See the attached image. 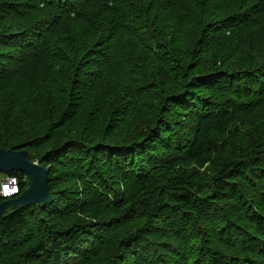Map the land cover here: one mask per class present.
<instances>
[{"label": "trees", "instance_id": "16d2710c", "mask_svg": "<svg viewBox=\"0 0 264 264\" xmlns=\"http://www.w3.org/2000/svg\"><path fill=\"white\" fill-rule=\"evenodd\" d=\"M214 1L224 7L223 12H217L218 8L213 7L210 14L204 16L208 3ZM160 20L163 21L161 27L158 25ZM0 21V94L14 89L24 90L23 93L30 97V103L39 105V109L51 110L46 115L49 123L55 122L59 116L58 101L55 103L50 97L40 105L32 96L33 88L44 79H57L63 84L60 88H66L70 85V72L73 71V80L83 77L86 83L84 90L89 92L101 88L109 79L119 77L131 83L132 101L137 103L150 88V84H143L148 81V72L158 65L174 70L172 66L180 60L179 52L185 55L188 51L182 47L175 48L173 42L178 38L170 40L169 35L159 29L177 34L184 26L188 28L189 36L199 35L194 43L197 56L206 53L215 42L229 39H243L241 43H248L254 55L252 57L242 50L240 53L249 56H242L246 65L231 66V69L215 60L206 69V77L172 91L168 97L183 95L173 99L180 113H190V119L183 124V133L176 134L175 127L169 128L161 122L155 129L157 131L153 130L144 142L157 138V150L178 151L180 156L185 157L179 156V161L184 160L198 167L215 164L209 154L222 151L223 145H219L213 136L217 133L232 134L230 124H242L239 122L240 111L254 119L260 110L255 109L262 104L264 106V0H0ZM256 32L259 35L256 36ZM140 33L143 34L141 39ZM129 37L133 54L129 53ZM4 49L8 51L2 52ZM144 69L147 73L143 76ZM129 74L135 78L132 80ZM87 96L85 93L83 98ZM252 124L256 128V137H251L248 149L236 154L235 161L218 168L217 176L212 180L214 195L203 197L199 186L196 187L189 179H179L177 174L161 189L152 171L142 172L125 167V183L134 186L138 183L136 188L139 191L145 192V184L150 181L156 183L150 191L153 193L148 191L143 194L144 197L148 193V202L129 198L131 204L126 203V207H130L125 210L121 209L125 205L116 201L117 196L111 198L105 192L90 193L89 186L91 189L93 186L88 184V176L83 175L91 201L104 210L115 211L113 219L100 221L97 225L84 224L85 236L80 227L67 232L61 230L52 238L39 240L41 230L33 225L38 208L40 213L47 214L51 219H60L68 211L62 208L66 197H61L52 188L59 184L55 179L58 172L53 163L68 166L66 154L81 146L75 140L56 144L54 151L48 155L56 154L58 158L51 161L47 156L48 159L44 157L40 160L41 165L49 170L52 201L45 206L17 207L3 216L0 220V264H7L3 257L6 251L21 247L31 239L36 240L9 264H31L41 258L47 264H69L67 257L70 264H88L93 256L101 254L106 239L114 230L124 227L128 216L133 219L140 210L163 219V233L172 231L174 243L167 248L165 244L153 243L141 232L128 231L119 242L113 264H264V125L259 121ZM162 130L168 134L165 142ZM7 144L5 133L0 128V148L26 149L34 161L32 149L37 145L32 141L10 148L6 147ZM110 150L114 149H105V152ZM136 150L129 144V151L125 152L134 155ZM35 153L39 155L37 150ZM122 159L120 162H129L127 158ZM144 161L142 157L134 159L135 164ZM158 162L156 167L159 168L175 167L165 159L160 158ZM169 168L163 170L169 171ZM130 172L134 175L130 176ZM0 176H4L2 181L8 176L18 177L20 195L28 187L27 181L22 180L26 177L22 172L0 173ZM236 179L247 183L236 184ZM155 189L157 191L154 192ZM248 191L254 193L252 202ZM225 194H229L228 199L231 197L234 200L235 197L237 202H242L236 204V210L240 212L237 220L248 222L251 233L248 229L238 230L237 225H227L230 222H226V218L227 221L231 218L227 214L225 218V206L218 204L225 200ZM238 196H241L240 200ZM5 200L0 194V203ZM78 204L79 200L70 202V207L75 209ZM206 206V215L213 214V219L209 216L202 219V210ZM253 206L258 211L251 217L249 213ZM119 217L124 218L123 222L117 221ZM197 219L203 221V227L199 226ZM232 230L236 232L235 236H232ZM90 235H93V241L84 246V237L89 240L87 236Z\"/></svg>", "mask_w": 264, "mask_h": 264}, {"label": "rangeland", "instance_id": "374dc122", "mask_svg": "<svg viewBox=\"0 0 264 264\" xmlns=\"http://www.w3.org/2000/svg\"><path fill=\"white\" fill-rule=\"evenodd\" d=\"M207 6H209L208 11H206L204 16L210 14L213 7L218 8L217 12L218 10L222 12L224 10V7L219 5L217 1L208 3ZM158 25L161 27L163 21L160 20ZM185 29L184 26L177 34H174L171 30L165 29L164 31V29H159V31L169 35L167 37H169L170 40H173L174 37L178 38L176 41L173 40L175 48L179 49V47H182L183 50L187 49L188 51H186L187 53H185V55L183 52H179L180 60L177 64L175 63L172 66L174 70L158 65L148 72V81L143 82V84H150V88L147 90L146 94L141 96L143 97L142 100L137 103L132 101L130 93V87H132L131 83H127L121 80V78L115 77L109 79L101 88L87 92L84 90L86 85V83L83 82L84 78L81 77L80 80H77V78L73 80V71L70 72V85L66 88H60L63 86L62 82L60 81L59 83L57 79L53 78L44 79V82L42 81L36 88H33L32 96L35 103H41L40 105H42L50 97L54 98L55 103L58 101L59 116L53 123H49L46 120V115L51 113V110L49 108L39 109V105L30 103V97L23 93L24 90L14 89L0 94V128L5 133L8 143L6 146L7 148L22 143H31L32 141L34 145H37L32 149L34 162L41 165V158L45 157L44 159H48L49 157L51 161H55L58 158L56 154L51 156L48 155V153L54 151L53 147L58 143H69L75 140L77 141L76 144L81 145L78 146V148H73L66 154L65 158L68 160V166H65V164L57 165L55 162L53 163L55 171L58 172L55 179L58 180L59 184L53 185L52 188L54 191L59 192L61 197H66L63 201L64 206L62 208L68 211L63 214L60 219H51L47 214L40 213L41 210L38 208L37 211L39 213H37L33 225L41 230L39 240L52 238V236L61 230L67 232L70 229L75 230L80 227L81 229L79 230H82V235L85 236L87 233L83 228L84 224L97 225L100 221H110L113 219L112 213H114L115 216V211L112 209H110V211L104 210L101 206L94 204L90 199L89 192H105L108 193L111 198L117 196L118 198L116 201L124 204V208L121 207V209L125 210L130 207H126V203H129V205L131 204L129 198L135 197V200L140 198L143 202H148V197H146L148 193L144 197L143 194L148 191L149 193H153L150 191L155 187L156 183L150 181L149 184H145V192L144 190L139 191L136 188L139 186L138 183H135V186L125 183L126 177L123 174L125 167L133 168L138 171H152V175L156 178H154L155 181H158L161 189L164 188V185L169 179H172V177L177 174L179 179H189L196 187L199 186L201 195H204L203 197H208L214 193L212 192V180L217 176L218 168L221 167L222 164L224 165L235 161L236 154L240 150L244 152L248 149L251 139H253L251 137H256V128L252 123L254 121H259L261 125H264L263 104L255 109V111L260 109L257 111V119L248 118V114L240 111L238 113L239 122L242 124H230L229 130L232 134L217 133L213 136V139L216 140L219 145H223L222 151L220 149L218 153L214 152L209 154V158L211 161H214L215 164L208 163L203 167H198L184 160L179 161L177 158L181 154L178 151H176V153H171L165 148H158L159 150H157V138L152 142H144L145 139H148L149 135L153 134V130H155L161 122L169 128L175 127L176 134L183 133L185 128L183 124L186 123L187 119H190V113H180L177 104L173 103V99L183 97V95L168 97L172 91H175L181 86L186 87L196 80L198 81L201 77H206V69L215 60L224 64L227 69H231V66L246 65L242 56H249L240 53L242 50L252 57L254 55L253 52L250 51L253 48L249 46L248 43H241L244 42L243 39H229L215 42L206 53L197 56L194 53V43L199 39V35L189 36L188 28ZM143 31L144 33L146 32V30ZM140 34L141 36L139 39L143 38V34ZM257 35H259L258 32H256V36ZM131 44V38L129 37V53L133 54L134 50L130 47ZM155 46L156 44L154 43L153 47ZM0 49H2V47H0ZM1 51L6 52L8 50L4 49ZM188 53H190V55H188ZM130 62L131 60L129 59V63ZM62 67H65V65ZM146 73L147 70L144 69L142 75L144 76ZM129 77L132 80L135 78L130 74ZM172 77L174 78L172 79ZM51 93L52 96H50ZM61 93H64V95ZM85 93L88 94V96L83 98ZM169 124L171 125L169 126ZM56 127L57 129H55ZM53 129H55V133L52 138L49 139ZM161 134H163V141L165 142V138L168 134L163 130ZM129 144H132L133 147L137 149L134 155H129L125 152L129 151ZM119 146L128 148H120ZM105 149L114 150L105 152ZM36 150L40 156L35 153ZM74 151H77V153L74 154ZM38 156L39 159L37 158ZM137 157H142V159L145 160L144 163L135 164L134 159ZM122 158H127L129 162H120L123 160ZM160 158L169 161L170 164L175 167L172 169L167 166L164 168L156 167V165L160 163L158 162ZM182 158L185 159V157ZM56 166L58 167L57 170ZM165 168H169L170 170H163ZM83 175L88 176V184L93 186V189L89 186V192L83 182ZM133 175L134 174L130 172V176ZM3 178L4 176H0V181H2ZM22 180L27 181L28 184L27 176ZM235 181L236 184L247 183V181L243 179H236ZM153 191L155 192L157 189ZM68 193L72 195H68ZM247 194L250 202H252V200H254V193L248 191ZM227 195L229 194H225V200L223 202H218V204L225 206V218L226 214L231 218V221H227L226 218V222H230L227 225H237L238 230H241V228L247 230L251 225L244 219L237 220L240 212L236 210V204L239 205L242 202H237L235 197L234 200L231 197L228 199ZM68 196H70L69 200ZM240 198L241 196H238L239 200ZM76 200H79V204L77 208L74 209L73 206L70 207V202H75ZM245 200L247 201V199ZM153 203H155V201H153ZM206 211L207 206L202 210V219H206L207 216L213 219L214 215L211 213H207L206 215ZM256 211L258 210L253 206L249 213L251 217ZM129 217L130 216H128V220H125L124 227L118 231L115 229L113 234L106 239L101 254L99 252L96 257L93 256L91 260L87 262L88 264H113L115 254L118 252L119 242L122 241L129 232H141L142 235L152 239L153 243L161 244V246L165 244L167 248L169 244L174 243L172 231L165 232V234L163 233V228L165 227V221H163V219L153 217L142 210H140L133 219ZM123 220V217L117 218L119 223L123 222ZM197 221L200 227L204 226L202 220L197 219ZM187 230L190 234L189 229ZM247 231L251 233L250 229ZM231 233L232 236L236 235L234 230H232ZM141 234H139L140 238L142 237ZM87 237L89 240H86L85 237L83 239L84 246L89 245L93 241V235ZM35 240L36 239H31L27 244L21 247L6 251L3 254L4 261L7 264L11 263L13 259L16 257L18 258V256L23 253L30 244L34 243ZM78 245L80 247V242ZM167 248L165 253L167 252ZM70 257H73V253H70ZM66 262L70 264L68 257ZM47 263H45V260H42V258L31 262V264Z\"/></svg>", "mask_w": 264, "mask_h": 264}, {"label": "water", "instance_id": "95a60500", "mask_svg": "<svg viewBox=\"0 0 264 264\" xmlns=\"http://www.w3.org/2000/svg\"><path fill=\"white\" fill-rule=\"evenodd\" d=\"M13 171L28 177V187L21 195L0 203V220L14 208L37 204L45 206L52 201L49 170L32 161L26 149L0 148V173L10 174Z\"/></svg>", "mask_w": 264, "mask_h": 264}, {"label": "built area", "instance_id": "2783aa9c", "mask_svg": "<svg viewBox=\"0 0 264 264\" xmlns=\"http://www.w3.org/2000/svg\"><path fill=\"white\" fill-rule=\"evenodd\" d=\"M21 193V182L16 176H8L1 183L0 194L5 199H12Z\"/></svg>", "mask_w": 264, "mask_h": 264}]
</instances>
